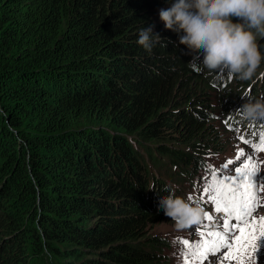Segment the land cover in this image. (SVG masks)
Here are the masks:
<instances>
[{
    "label": "trees",
    "instance_id": "obj_1",
    "mask_svg": "<svg viewBox=\"0 0 264 264\" xmlns=\"http://www.w3.org/2000/svg\"><path fill=\"white\" fill-rule=\"evenodd\" d=\"M171 2L0 0V264H21L20 245L54 264H168L152 231L165 189L183 196L224 126L259 141L264 121L236 110L264 100V62L250 80L203 73L153 19ZM230 78L247 87L229 94ZM215 97L233 102L219 124Z\"/></svg>",
    "mask_w": 264,
    "mask_h": 264
},
{
    "label": "clouds",
    "instance_id": "obj_2",
    "mask_svg": "<svg viewBox=\"0 0 264 264\" xmlns=\"http://www.w3.org/2000/svg\"><path fill=\"white\" fill-rule=\"evenodd\" d=\"M165 27L183 33L179 43L189 53H203L202 69L240 80H250L256 74L264 54L257 44V35L264 37V0H172L171 6L159 11ZM234 18L237 22H234ZM159 36L152 28H143L137 43L149 52ZM264 75V73H261ZM247 102L236 111L249 123L264 121V100L244 97ZM168 195L160 199V208L181 231L199 223L204 209L192 200Z\"/></svg>",
    "mask_w": 264,
    "mask_h": 264
},
{
    "label": "snow or ice",
    "instance_id": "obj_3",
    "mask_svg": "<svg viewBox=\"0 0 264 264\" xmlns=\"http://www.w3.org/2000/svg\"><path fill=\"white\" fill-rule=\"evenodd\" d=\"M264 123V122H262ZM239 140L250 144L254 153L264 152V131L259 134V143L253 144L243 136ZM245 157V151L236 152L235 161L228 160L221 170L212 169V178L203 189L204 195L223 219L216 227L204 224L213 217L204 212L203 220L195 225L193 235L198 239L179 242L184 246L183 264H213L215 258L219 264H255L253 251L264 256V217L259 220L253 212L260 205L261 191H264V174L260 172V163L248 155L235 174H227L230 165ZM192 200L191 194L188 197Z\"/></svg>",
    "mask_w": 264,
    "mask_h": 264
},
{
    "label": "rangeland",
    "instance_id": "obj_4",
    "mask_svg": "<svg viewBox=\"0 0 264 264\" xmlns=\"http://www.w3.org/2000/svg\"><path fill=\"white\" fill-rule=\"evenodd\" d=\"M161 9H167L166 7H158L155 11H153V19L156 22H160L161 19L159 17V11ZM235 22V21H234ZM264 43V37L257 35V44L262 45ZM264 54V53H263ZM203 56V53L200 52V56ZM264 67V66H263ZM264 69V68H263ZM203 73H209L206 69L201 70ZM234 79H229L225 82L228 85L227 92L229 94L233 93L235 90L244 89L247 85L236 86ZM218 97H215V107H214V122L219 124L218 122L223 123V118L225 117V111L230 110L229 106L233 105L232 100L225 101L224 103H219ZM246 99V98H245ZM236 105V104H235ZM234 105V106H235ZM233 106V107H234ZM226 131L219 132L217 137L219 139V144L212 146L211 148L206 150V153L202 154V159H204V168L199 170L198 174L189 181H184L180 187L181 192L183 193L184 198L188 199L189 195L192 196V201L194 203L199 204L203 209L204 212H208L212 215L213 220L207 221L203 220L204 224L209 225L210 227H216L222 223L223 217L220 214H217L214 210V206L208 200L207 196L204 195L203 189L205 185L211 180L212 178V169L221 170L222 166L228 161L233 160L235 161L236 152L239 149H243L245 151V157H242L240 161H237L229 166L227 170V174L234 175V169L240 164L243 163L244 159L248 155H252L254 159L260 163V172L264 174V152L254 153L253 149L250 144L246 145L239 140V132L238 126L235 128L224 126ZM233 129V130H232ZM252 142V140H250ZM253 143V142H252ZM261 185H264V181H261ZM260 195V205L254 212L253 216L259 220L260 217H264V191L259 193ZM204 216V215H203ZM98 217V214L95 213L89 216L88 222H92ZM29 225L32 228L37 227L36 224H33L29 221ZM5 232H1L4 237L8 236V232H6L5 228H3ZM153 232L165 235L170 242V247L168 248V255H169V263L168 264H183V256L182 251L184 246L179 242L180 240L187 239L189 241H195L198 239L197 236L193 235L196 231L195 225L191 228L178 231L176 230L174 223L167 217L161 218L156 221L153 229ZM30 247V248H29ZM19 248H24L26 254L22 256L17 262L21 264H31L37 263L41 264L45 262L46 264H54V257L50 251L43 250L44 252L35 253V248L30 245H20ZM48 250V249H47ZM253 258L255 264H264V256L257 253L255 250L253 251ZM213 264H219L215 258H211ZM207 264V262H206Z\"/></svg>",
    "mask_w": 264,
    "mask_h": 264
}]
</instances>
